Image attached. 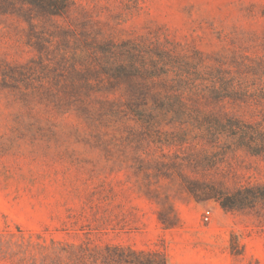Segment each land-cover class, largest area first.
Listing matches in <instances>:
<instances>
[{"label":"rangeland","instance_id":"1","mask_svg":"<svg viewBox=\"0 0 264 264\" xmlns=\"http://www.w3.org/2000/svg\"><path fill=\"white\" fill-rule=\"evenodd\" d=\"M164 261L264 264V0H0V264Z\"/></svg>","mask_w":264,"mask_h":264},{"label":"trees","instance_id":"2","mask_svg":"<svg viewBox=\"0 0 264 264\" xmlns=\"http://www.w3.org/2000/svg\"><path fill=\"white\" fill-rule=\"evenodd\" d=\"M223 207L224 208H229L230 206H229V204H223ZM163 264H166L165 261L163 262Z\"/></svg>","mask_w":264,"mask_h":264}]
</instances>
